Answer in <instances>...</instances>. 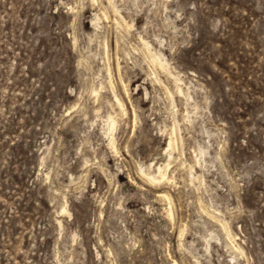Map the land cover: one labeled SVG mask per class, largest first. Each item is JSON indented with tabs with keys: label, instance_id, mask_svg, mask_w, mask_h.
Returning a JSON list of instances; mask_svg holds the SVG:
<instances>
[{
	"label": "rangeland",
	"instance_id": "374dc122",
	"mask_svg": "<svg viewBox=\"0 0 264 264\" xmlns=\"http://www.w3.org/2000/svg\"><path fill=\"white\" fill-rule=\"evenodd\" d=\"M176 263L264 264V0H0V264Z\"/></svg>",
	"mask_w": 264,
	"mask_h": 264
},
{
	"label": "bare ground",
	"instance_id": "6f19581e",
	"mask_svg": "<svg viewBox=\"0 0 264 264\" xmlns=\"http://www.w3.org/2000/svg\"><path fill=\"white\" fill-rule=\"evenodd\" d=\"M110 2V1H109ZM111 3H112V0H111ZM113 7H114V4L112 5ZM117 10V9H116ZM146 43V42H145ZM148 45V44H147ZM149 47V46H148ZM152 53V52H151ZM153 55V54H152ZM155 61H156V63H158V65H160V66H162L163 68L164 67H166V64H165V62L162 60V58L159 56V57H155ZM175 78V77H174ZM176 81V80H175ZM177 83V82H176ZM178 87H179V89H180V91H182V87H181V85H180V83L177 85ZM176 86V87H177ZM117 97V103H119V105L123 108V110L125 111L126 110V108L124 107V103H123V101L121 100V98L120 97H118V95L116 96ZM115 120L114 119H112L111 120V128H114L115 127ZM170 144H172V143H170ZM158 172H159V174H160V177L161 178H166V172H165V170L163 169V167L162 166H159L158 167ZM145 173V172H144ZM151 176V175H150ZM152 178L153 179H156V176H153L152 175ZM157 181V180H156ZM233 241V240H232ZM235 241V240H234ZM177 264V263H176Z\"/></svg>",
	"mask_w": 264,
	"mask_h": 264
}]
</instances>
